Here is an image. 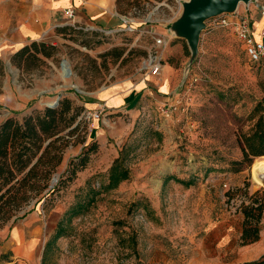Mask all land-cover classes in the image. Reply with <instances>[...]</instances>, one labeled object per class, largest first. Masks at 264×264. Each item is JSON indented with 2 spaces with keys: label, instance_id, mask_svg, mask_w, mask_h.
I'll use <instances>...</instances> for the list:
<instances>
[{
  "label": "rangeland",
  "instance_id": "rangeland-1",
  "mask_svg": "<svg viewBox=\"0 0 264 264\" xmlns=\"http://www.w3.org/2000/svg\"><path fill=\"white\" fill-rule=\"evenodd\" d=\"M27 1L0 0V125L44 111L60 93L77 118L61 134L63 158L53 173L45 175L56 161L54 148L26 185L13 190L20 191L16 197L0 200V264H189L202 244L221 260H239L241 245L223 247L211 226L264 190V157L239 172L230 164L242 158L239 133L264 96V58L251 63L234 27L214 23L218 16L205 22L194 53L175 27L187 0H121L117 10L132 18L133 29L120 22L76 28L61 9L43 35L27 42L55 45L53 55L13 62ZM249 4L237 13L260 19L257 5L264 0ZM160 36L167 41L163 68L147 75ZM111 86L131 94L127 108L110 103L115 93L98 96ZM142 86L151 89L135 93ZM91 100L98 105H88ZM88 112H99V119L89 120ZM86 155L85 167L73 173L71 162ZM117 161L128 177L108 189ZM17 228L24 239L38 238L32 255L18 252Z\"/></svg>",
  "mask_w": 264,
  "mask_h": 264
},
{
  "label": "trees",
  "instance_id": "trees-1",
  "mask_svg": "<svg viewBox=\"0 0 264 264\" xmlns=\"http://www.w3.org/2000/svg\"><path fill=\"white\" fill-rule=\"evenodd\" d=\"M120 2L121 0H117L118 8H120ZM54 50H56L55 45L34 41L31 45H26L17 51L12 60L15 62L38 58L40 53L44 56H52ZM73 110L72 101L64 98L59 100L57 105L26 117L23 122L8 118L0 125V200L8 195L16 197L20 191L12 193L13 190H19L22 184V186L26 185L25 180H30L36 167L44 162L52 148L54 153L50 159L56 161L50 162L51 168H46L45 175H51L62 162V149L59 142L64 138L61 135L63 131L71 127L77 118V114L72 113ZM248 121L250 122L248 129L242 128L238 136L242 158L230 163L234 172L249 168L256 158L264 157V96L254 106ZM35 159L36 162H34ZM87 162V155L81 157L79 163L71 162V166L74 165L73 173L79 167L80 169L85 167ZM26 170L28 171L25 172ZM127 175L126 170L120 168L118 161L115 162L111 168L107 188L115 187L121 181L120 179L127 178ZM15 180L21 181L14 182ZM249 185L250 182L247 181L245 187L248 188ZM48 186L49 184H45L41 189ZM30 187L32 188L33 185ZM21 193L20 198L25 199L27 190H22ZM239 210L245 216L239 245L252 244L260 239V223L264 213V190L257 191L251 197L250 203L243 202ZM61 230L60 228L57 230L55 237L61 235ZM249 264H264V256Z\"/></svg>",
  "mask_w": 264,
  "mask_h": 264
},
{
  "label": "crops",
  "instance_id": "crops-1",
  "mask_svg": "<svg viewBox=\"0 0 264 264\" xmlns=\"http://www.w3.org/2000/svg\"><path fill=\"white\" fill-rule=\"evenodd\" d=\"M260 5L261 4L257 5V8H259ZM21 6L27 8V15L19 14L17 25L18 38L14 40L15 53L28 44V39H35L43 35L46 30H48L46 26L52 19L51 17L59 10L69 6H73L76 9L75 19L81 26L93 24L100 28H107L119 22L120 25L122 24L121 14L117 10V0H28L27 2L21 3ZM246 6L249 7L247 8L248 10L253 7L251 4ZM36 11L39 15L37 21L34 19ZM246 16L248 15L246 14ZM249 20L257 30H260L264 22L262 16L260 19L250 18ZM164 82L165 80L158 89L161 95L167 93V85H165ZM150 89L142 86V88L136 90L135 93L139 91L142 92L141 94L148 93ZM112 94L114 95L112 96ZM130 95V93L124 94V92L119 91V88H116V86L105 88L98 94L99 97L106 99L112 96L113 98L110 99V103L118 109L122 107L127 108V106L132 103V96ZM98 102H92L91 100L88 105L96 106ZM244 218V214L240 210H236L229 216L221 215V219L212 224L211 228L213 232H217L216 240H218L220 245L228 249H231L235 245H239ZM260 228V239L258 241L240 246L241 256L239 260H221L219 255L213 253L208 246L202 244L197 250V255L193 257L189 264H249L259 260L264 256V213ZM35 230L36 229L29 231V233L35 234ZM21 233V230L18 228L13 232V242L16 244L18 252L30 256L38 246V238L36 236H31L28 239H24Z\"/></svg>",
  "mask_w": 264,
  "mask_h": 264
},
{
  "label": "built area",
  "instance_id": "built-area-1",
  "mask_svg": "<svg viewBox=\"0 0 264 264\" xmlns=\"http://www.w3.org/2000/svg\"><path fill=\"white\" fill-rule=\"evenodd\" d=\"M262 17L264 18V5H260ZM64 16L69 23L76 28H83L76 21V9L73 6H69L63 9ZM233 17L220 15L218 19H215V24L221 26H233L238 37L243 42L248 59L251 63L256 64L264 58V22L260 30L255 29L249 20L248 16L240 15L239 13H232ZM121 27L125 30L133 29L132 18L128 16H121ZM94 26L87 25L86 29ZM167 46V41L163 36L156 38L155 48L149 61L145 64V70L147 75L157 76L161 73L163 68V53ZM88 119H99V112H88Z\"/></svg>",
  "mask_w": 264,
  "mask_h": 264
},
{
  "label": "water",
  "instance_id": "water-1",
  "mask_svg": "<svg viewBox=\"0 0 264 264\" xmlns=\"http://www.w3.org/2000/svg\"><path fill=\"white\" fill-rule=\"evenodd\" d=\"M253 0H190L189 2L184 1L185 11L181 17L178 18L177 22L181 25L177 28V31L185 37L190 43L193 52L197 51L199 34L205 27V22L210 19L217 17L223 13H235L241 3L248 5ZM176 23V22H175ZM64 62H68L64 60ZM9 67L11 64L9 62ZM71 72V70H70ZM78 92H81L76 88ZM62 94L60 93L53 104H48V107H53L58 104ZM58 180V176L53 179V184ZM261 180H264V175L261 176Z\"/></svg>",
  "mask_w": 264,
  "mask_h": 264
},
{
  "label": "bare ground",
  "instance_id": "bare-ground-1",
  "mask_svg": "<svg viewBox=\"0 0 264 264\" xmlns=\"http://www.w3.org/2000/svg\"><path fill=\"white\" fill-rule=\"evenodd\" d=\"M190 0H187L186 2H189ZM239 8V7H238ZM185 11V5L183 4V12ZM181 25V23L179 24L178 22L176 23V27H179ZM71 72H70V67H69V63L68 62H64V64H62V77L64 78V80H68L70 78ZM48 104H53L52 103H48Z\"/></svg>",
  "mask_w": 264,
  "mask_h": 264
}]
</instances>
